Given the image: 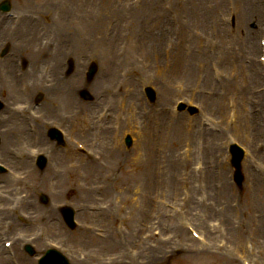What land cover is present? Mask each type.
Instances as JSON below:
<instances>
[{"label": "rangeland", "instance_id": "rangeland-1", "mask_svg": "<svg viewBox=\"0 0 264 264\" xmlns=\"http://www.w3.org/2000/svg\"><path fill=\"white\" fill-rule=\"evenodd\" d=\"M154 1H156V4L158 5L157 16L160 13L163 14L166 12L167 7L169 6L168 4L171 5V3H168L170 0H12L16 16H18L20 20L27 22L22 28L21 26H16V24L20 22L19 20L14 21L13 19L12 22H10L14 30L18 27L17 31L19 30L18 33L20 36H25L26 38H30L31 36L35 38L38 35L41 36L42 27H44L47 31L45 37H47L48 43L52 39L55 41L53 45L54 50H65L68 40H71V49H75L77 57L79 55L82 57L86 56L87 58L90 57L98 62L99 73L96 77L98 80L93 82V84H95L93 86L94 91H99L103 84H107L104 74L110 70H112L111 74L114 77L117 75L122 77V80L117 79L118 77L114 78V82L119 80L122 84H125L123 89L125 93H132L135 90L131 88L132 85L130 84H135L138 87V84H160V82H164V84H167L168 88H172V84H178L171 89L172 94H160V99L156 104L148 107L149 109L142 110L152 113L156 120L159 118L164 120L163 128L160 131L158 130V132L155 128L156 124L153 125L154 122L152 117L150 121L143 126L144 121H142L141 118V124L139 127L143 128L142 133H144V137L140 139V136L143 135L141 132L137 133V136L133 135L138 141L132 146V148L124 149L125 160L123 166L119 171L116 170V173H118H115L116 175L113 177V179H119V182L112 184V187L117 186V191H115L113 195H111L112 192H109V189L107 192L106 188L102 191L104 193V200H102V202H104L106 206L107 204L111 206L112 200L115 201L114 203L116 206V200H118L119 203L134 197V187L138 182L142 183L144 178V172H140L139 169L136 170L135 168L134 153L139 146H142L143 139L147 136L154 135L157 138L159 137L162 142L161 149L156 150L159 155L156 156L159 165L160 160L164 163L166 157L172 156V158L177 161H179V159L181 160L182 157L187 158V161H184L187 162L184 166L173 168V174L171 176L179 180L176 187L172 188L168 184H163L161 179L157 177V185H162V188L157 189V195L161 196L162 199L158 198L156 200L157 209L153 214L156 216V222L152 223L150 227L153 228V226H155L156 230H164L166 233H164L165 235L163 236V239L156 236H149L148 231L144 230L147 227L143 229L141 225L140 231L137 230L129 233L122 231L117 232L116 229L118 227L123 229L124 225L129 224L128 222H132L129 213L126 212L125 208L123 209L121 207L122 209L119 208L117 213L113 215L117 220L115 223L116 225H112V223L109 225V231H107L109 239L103 240L105 244L101 246V249L95 248L97 244L96 242L100 239L95 238L92 232L86 231L83 228H79V230L75 229L73 231L64 227V224H60L59 229H54L51 236L46 237L45 242L49 243L52 242L50 240H53L60 245L59 240H61L62 246L70 247L72 250L71 253L68 252V256L72 261H76L74 258H77L79 264H96L87 256L89 252H92V255H97L99 254L97 252H101V250H103L101 252L102 258H108V255L114 254L119 255L121 258V253L125 254L126 252L125 258H121L122 260L120 263L118 262L115 264H151V261H159L160 259V261L167 260L171 264H234L238 261L237 256L235 258V256L232 255L233 252H230L227 248L223 249L224 251H219L218 249L221 248L220 246L222 245L220 241L222 235L219 234V230L226 232L227 229L224 228L225 226L229 229H233L234 232L238 234V238L241 236L238 239L240 240L238 244H236L237 242H235L230 236L231 239L229 241V246L236 244L238 247L240 245L242 248L246 238L253 241V244L256 246L253 238V236H255L253 230H256V227H254L256 225L253 219H251L253 222L248 219V216H251L253 212L254 214H258L264 209V191L263 194L261 192H253L252 194H249L250 192L247 189L249 188V181H253L254 184L256 183V180L250 176L251 174L248 172V169H246L247 176L244 183L245 194L241 197V205L238 203L239 200L235 198V193L230 190L226 197L222 195L220 202H218V199H210L209 201H206L204 197L205 194H208V190L205 188V184L210 183L211 186H214L216 178L210 176V173L208 172L209 170L206 169L208 168L207 162H210V160L206 161L204 153L201 150L204 148L209 152L211 149H207L206 147L212 148L216 139L213 141L211 137L206 136V131L203 128H205V126H210L212 130L213 128H217L218 124L220 126L219 135L221 137H219L220 141H222L221 144L224 145L227 141L234 139L247 148L249 157L251 154L250 152L255 145H264V82L261 77H257L259 80L256 78V73L253 68L247 64L251 52L249 54L247 52L245 56L237 55L235 62L232 61V58L228 56L225 57L223 52H220L219 44L221 37L226 39L228 37V40H224L223 42H225L229 48H231L230 43L232 46L238 44V41L230 39L231 34H234L233 31H230L229 29V16L230 12L233 10L230 11V9H226V6L225 8L219 6L223 4L222 1L224 0H216V2L213 0H189L191 3L189 10L192 11L194 16H191L188 11L187 18H184L183 20L181 19L183 25L177 22L174 29H171L167 20H163V23L158 26L155 21L150 19L149 15L138 17V15L141 14L144 9L148 8L149 4H153ZM199 1H201L203 7L206 8L208 14L207 17H202L196 13ZM253 1L254 5L262 10L263 15L261 17L259 14L252 15L251 17L249 16L250 22L251 19L255 20V18L264 20V4L260 3V0ZM57 2L60 4L57 5ZM249 4H251V2ZM179 10L180 7L177 8V11ZM236 18L239 24L238 17ZM81 19L83 22H79ZM101 21L102 26L99 29H92L90 27L91 25L95 26ZM44 22L45 25H43ZM48 27L49 31L47 30ZM163 32H167L168 34H171L172 32L180 33L182 34V38H179L177 42L170 40L173 45H171L169 41L165 47L166 53H163L165 50L163 40L160 45L161 49L158 48V52L162 56L166 55V60L164 61V59H162L160 63H157L154 57L155 45L157 42L162 41L159 39L162 38L160 35ZM236 32V39H239L240 37L244 38L248 34L245 29L242 31L237 30ZM90 35L98 41H89L88 38ZM112 39H114V41ZM259 41L260 36H256L254 41H252V44H254V42L259 44ZM31 47L32 49H37L36 40L35 43L31 44ZM48 48L50 47L46 45L45 50ZM238 48L240 47L238 46ZM205 55H208V57L205 58ZM260 56V50H257L254 58L257 63L260 61ZM223 59H228L226 64L222 63ZM244 64L249 66L248 71L245 70ZM116 66L120 67L119 70H117ZM111 67L114 69H111ZM172 67L177 68V74L173 75L171 70ZM195 68H198V71H196L194 77H192L190 81H188V79L185 80L181 75V72L188 70V72L191 73L190 69ZM214 73L215 76L220 74L216 82H213ZM204 75L209 79L206 84H201L199 79H201L202 76L204 79ZM230 82L238 86L237 91H235L237 92L235 94H237L238 98L240 97L239 93L243 92H246L247 95L249 94V97L244 98L242 96L241 99L234 102V92L227 88ZM184 84L193 85L191 89H185ZM198 84L201 86H198ZM212 84L222 85L215 90L212 88ZM242 84H247L248 86L245 87ZM204 88H209L207 90H213L214 94L207 96L203 93ZM94 91L93 93H96ZM217 94L219 95L217 96ZM206 97L210 98V101H203ZM179 99L188 100L191 103H197L202 110V114L197 118H191L173 113V106ZM128 101L132 102L129 98ZM143 107L146 108L144 104ZM208 109L210 110L208 111ZM134 113L133 108L128 107V111H126L125 114V122L126 125H128L125 128L126 130L129 129L132 131V128H134L135 125L138 126V120H135L137 116L135 117ZM229 114H232L231 117H229ZM250 116L253 118L249 120ZM166 122L169 123V127H171V132L174 136L173 147H171L169 143L167 144L168 141L164 140L163 137L164 134H166V132H164ZM188 127L190 133L196 135L190 137L188 144H185V139H182V137L176 143L175 137L178 133L184 134L185 129L187 130ZM195 139L199 140V147L202 148L197 155H195L197 153V148L192 142V140ZM208 141H210V144ZM48 151L50 150L48 149L45 152L47 153ZM127 152L129 154H127ZM160 152L161 156L159 154ZM141 155L145 156L143 153ZM155 155L156 152H153V161H155L153 158ZM210 155H213L212 152ZM56 156H58V154H56ZM225 156V153L222 152L220 180H218V182L223 183L231 189L232 178L230 176V170L228 172L226 166H224V164H226L224 163ZM140 162H143L141 158ZM199 162L206 164L202 176H200L199 173H194V170L199 168V165H197ZM246 162L252 165L250 159L246 160ZM257 166L260 169L262 176L258 179L259 181L256 186H263L264 155L263 159L257 161ZM114 167L115 166L112 165L110 170ZM160 167H162V165ZM60 168L62 173L59 176L60 178L55 180L54 183L51 182V178L48 176L49 174L47 175V173L44 172L43 174L46 178L43 183L37 182L40 185L35 184L32 188L31 184H29L31 178L16 185L21 187L19 193L22 192L24 195L26 194V196L27 194H35L37 191H42L51 196L50 204L45 206L39 202L44 208L38 210V213L35 214L39 215L44 209L46 211L44 212V219L46 220L55 215L54 211L51 210L52 206L54 207L55 202L60 201L61 203H69L78 208L77 204L79 201L83 200L82 192L84 191H81L76 184L78 173L73 174V172L68 169L67 163ZM46 169L48 170L49 167H46ZM53 172L49 169L51 176ZM191 174L196 180L193 179L187 181L186 178ZM183 176L186 177L184 179L185 181H181L182 178H184ZM152 178L154 179V175H152L151 179ZM205 178H207L206 181H204ZM93 182L95 185H98L99 183L97 180ZM93 182L91 180L88 182L90 192H84L86 196L90 194L89 202L94 201V194L91 195L93 190L92 187H94L92 185ZM49 186L56 189H52V192H54L55 195L49 191ZM117 194L119 195V198H116ZM210 194H212V192H210ZM37 196L38 193L36 197ZM147 202L148 201H140V205H143L144 207ZM244 203H246L247 209ZM217 206L220 208L221 218L217 217ZM143 207L141 206V209ZM226 208H228L229 211H226ZM30 211L33 212L32 210ZM236 211L238 212L237 215ZM120 212H122V217L118 216ZM245 212L247 214V219L251 222L253 228L249 235H245L244 237V228L240 219ZM194 217H198L200 224H197L199 222H197V219L195 220ZM85 218L87 219V216H85ZM162 218H164V220H161ZM79 219L82 221L84 219L81 213L79 214ZM139 219L143 220L144 217H139ZM85 221L89 220L87 219ZM98 222L96 223L94 220L92 221V225H96ZM188 225L194 227L198 232H200L198 229H201L200 225L206 230H210L208 237L211 241L210 248L213 251L209 249L201 250L198 247L201 246V241L196 240L191 236L187 229ZM36 227L37 226H35V228ZM35 228H30L29 231L32 232ZM173 228H177L180 231V234L174 240L169 241L170 238L167 239L166 236L168 230ZM50 230L51 229L47 227L46 234H48ZM175 233L176 232H172V234ZM183 234L187 236V239H184ZM52 236H56V238L54 239ZM127 239H129L128 244L126 242ZM141 239L147 248L146 251L137 258H131L129 256L131 254L130 248L132 247L135 249L134 246L131 245L132 240L136 242L137 248L142 242ZM94 244L95 246H90ZM81 248L87 250L85 255L80 252ZM239 251L240 250H236L234 253L236 254ZM38 252H40V250H38ZM137 252L138 251L136 250L134 255ZM153 252L155 253L156 258H153ZM244 255L246 254L244 253ZM246 256L245 258H248V256ZM251 256L253 257V255ZM254 261L256 260L253 259L251 264H256Z\"/></svg>", "mask_w": 264, "mask_h": 264}, {"label": "bare ground", "instance_id": "bare-ground-1", "mask_svg": "<svg viewBox=\"0 0 264 264\" xmlns=\"http://www.w3.org/2000/svg\"><path fill=\"white\" fill-rule=\"evenodd\" d=\"M216 2V0H213ZM211 2V1H210ZM236 2V7H237V12H238V20H239V24H238V27L240 30H247L248 31V36L246 38H239L238 40V46L239 47H244L245 49H249L250 51H252L253 49H255V45L252 44V41H254V37L257 36L258 34H260L262 31L259 30V28L257 27H252L250 26V23L254 20L251 19V22H250V19H249V16L251 17L252 15H256V14H259V16L261 17L263 15L262 13V10L258 7V6H255L254 5V1L253 0H235ZM251 2V4H249ZM57 4H60L59 2H57ZM187 9L188 11L190 12L191 16H194L192 11L189 10L190 6H191V3L190 1L188 0L187 2ZM221 8H225V6L227 7L228 5L225 4V2L221 5H219ZM155 10H156V4H149L148 5V8L147 9H144L142 11L141 14L138 15V17H141L142 15H149L150 19L155 21L156 25H161L163 23V20H167L165 18H162V19H159L155 16ZM196 13L198 15H201L202 17H207L208 14H207V10L206 8L203 7V3L201 1L198 2V9L196 11ZM182 14V13H181ZM102 20V19H101ZM168 23H169V20H167ZM248 21V22H247ZM79 22H83V20H80ZM102 26V21L100 23H97L95 26H90L92 29H99L100 27ZM89 41L91 42H96L98 40L94 39V37L92 35L89 36L88 38ZM114 41V39H112ZM111 40V41H112ZM223 38L221 37V40H220V44H219V49H220V52H223L224 56L225 57H230V58H237L236 56V52H235V48H229L225 42H223ZM204 42V41H203ZM202 42V43H203ZM160 41L156 43L155 45V59L157 61V63H160L161 59H162V55H160V53L158 52L160 48ZM159 48V49H158ZM246 53L244 52V55ZM208 57V55H205V58ZM227 60L228 59H223L222 63L223 64H226L227 63ZM111 69H114L113 67H111ZM172 70V73L173 74H177L178 73V70L177 68H173L171 69ZM170 70V71H171ZM111 71H109V74H111ZM191 73L187 72L186 74V78L188 79V81H190V79L192 77H194V74L196 71H198V68H195V69H190ZM257 78V77H256ZM258 79V78H257ZM259 80V79H258ZM161 84H164V82H160ZM234 83H229L227 88L228 90L230 91H235L238 89V86L235 84L234 86L232 85ZM191 85V84H189ZM243 86H248L247 84H242ZM191 89V88H190ZM164 93L166 95H170L172 94V91L170 89H168L165 85H163L162 89H161V94ZM243 97L246 96V92H243ZM253 118L252 116L249 117V120ZM14 123V122H13ZM163 120L162 119H157L156 120V128H157V131L160 130L162 127H163ZM24 131H26L25 129H23ZM183 134H180L178 133V135L175 137V140H176V143L177 141L182 137ZM10 136L15 140V141H22V140H29L30 139V135L29 133H24V135L19 132V131H14L10 134ZM174 141V139H173ZM208 143L210 144V141H208ZM173 146V143L171 144ZM161 146H162V143L160 141V139H158L156 136L154 137H150L148 138L147 142L143 145L144 148H146V151L150 152V154H152L154 152V150L156 148H159L161 149ZM217 147V146H215ZM218 149H220L218 147ZM60 155H58V159L59 161L62 160V156L64 157V155H62L61 153H59ZM57 160V159H56ZM57 160V162L60 164ZM149 162H153V160H146L144 161V164H145V171H146V176H145V183L146 184H149V177H148V169H149ZM186 163L184 162H181V161H177V160H174L173 158H171L168 163L165 165V168L164 170L161 168H157L159 166L158 162L157 161H154V163L151 164L150 168L154 167V169H156L155 171L159 170V173H160V179H162V182L163 184L165 185H169L171 187H176V183H175V179L173 178V176H171L173 174V168H176V167H179V166H184ZM155 165V166H154ZM210 173V176H216L213 171L209 170L208 171ZM196 180V178H194V176L191 174L190 176H188V178H186L187 181H191V180ZM43 180V179H42ZM42 180H39L40 182ZM59 183V182H58ZM40 185V184H39ZM59 186V185H58ZM147 185H145L146 187ZM153 189H159V188H162V185H156L154 182L151 183L150 185ZM224 188H223V195L226 197L227 194H228V191L230 190L229 187L225 186L223 184ZM209 188V189H208ZM208 194H209V197L210 199H215V197H213L212 194H210V192H212L214 194V190L211 189V184L209 183L208 184ZM215 196V195H214ZM141 197L144 199L146 198L144 193H141ZM28 205H31L30 201L27 202ZM36 205H35V209H36ZM226 211H229L228 208L225 209ZM135 212L137 215H141V214H144V211L140 210L137 206H135ZM84 216H86V212H82ZM197 221L199 222V220L197 219ZM200 223V222H199ZM14 226L15 228H17V224L14 223ZM14 228V230H16ZM233 235V238H235V234H232ZM237 240V239H236ZM155 257V255H154ZM118 262V261H117ZM116 263V262H115ZM113 263V264H115ZM98 264H102L101 262H98Z\"/></svg>", "mask_w": 264, "mask_h": 264}]
</instances>
